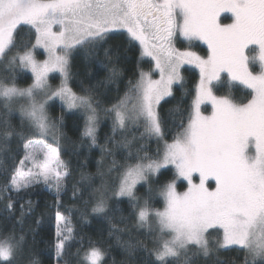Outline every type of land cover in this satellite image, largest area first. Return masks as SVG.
Listing matches in <instances>:
<instances>
[{"label":"snow or ice","instance_id":"obj_1","mask_svg":"<svg viewBox=\"0 0 264 264\" xmlns=\"http://www.w3.org/2000/svg\"><path fill=\"white\" fill-rule=\"evenodd\" d=\"M222 13L230 14L225 17L230 22L222 20ZM25 27L32 32L27 43L20 36ZM118 30L126 33L135 68L123 95L105 104L90 82L74 91L70 81L77 57L85 69L96 65L93 79L107 73L104 82H97L100 87L121 81L119 59L106 47ZM180 37L188 42L184 50L176 47ZM194 41L207 46L203 55L193 50ZM36 49L47 58L38 60ZM0 62L8 70L0 78V153L12 160L11 166L0 160V202L6 201L3 209L19 227L2 233L0 264H41L24 232L33 202L21 203L17 217L12 195L23 199L41 184L54 194L55 240L48 250L56 264H71L73 242L80 245L76 264H108L109 248L91 239L85 247L83 237L76 240L71 210L62 203L72 171L62 158L63 116L48 115L49 102L57 99L83 117L80 147L100 152L95 174L83 171L85 155L80 180L72 185L74 200L83 202L81 219L87 220L89 210L102 217L128 264L140 250L148 253L144 264H222L219 255L234 250L243 251V264H264V0H0ZM255 63L259 72L251 67ZM186 64L199 69L190 102L164 113L161 102L174 98V86L184 87L181 68ZM17 69L31 72L29 87L17 86ZM52 73L60 76L56 87L49 83ZM235 84L249 90L244 99L217 94V85ZM16 98L26 103L15 109ZM206 104L211 105L208 115ZM16 111L19 125L12 122ZM103 120L110 121L111 134L101 141ZM134 129L143 131L137 136ZM170 129L175 131L169 143ZM151 140L163 142L155 156L146 146ZM13 141L21 151L10 155ZM120 149L127 150L131 162L109 159ZM113 170L119 172L115 180ZM163 170L173 175L161 183ZM178 180L186 181V191H177ZM90 190L98 194L85 200ZM160 199L162 209L155 208ZM125 203L127 217L120 207ZM133 228L147 230L151 248L134 238ZM122 232L129 238L123 239Z\"/></svg>","mask_w":264,"mask_h":264},{"label":"trees","instance_id":"obj_2","mask_svg":"<svg viewBox=\"0 0 264 264\" xmlns=\"http://www.w3.org/2000/svg\"><path fill=\"white\" fill-rule=\"evenodd\" d=\"M227 16L221 17L224 22H229L230 19H225ZM116 38L111 40L106 47L111 48L113 50V59H119V68L123 72V76L121 77V81L118 84H106L104 87H100L97 83L98 81L104 82L106 72H102L100 75L96 76L93 79V75L96 73V65L91 63L88 64L87 69H85V62L81 57H77L72 61V72L73 79L70 81V85L73 87L74 91L79 92V85L83 82L84 86L87 87L89 82L92 85L97 86L98 88V98L104 101L105 104L109 102H115L118 95L122 96L124 91L126 90V86L129 79H134L133 72L135 71L134 62H133V53L127 52L126 49L128 45L124 43V37L126 33L124 32H115L112 33ZM22 41L27 43L29 39H32V32L25 27V30L20 33ZM139 46L137 45V48ZM182 49L187 48V45L181 46ZM118 50V51H117ZM193 50L197 53L203 55L204 52L207 51V48L200 43H196L193 45ZM40 53V52H37ZM136 58H139V53L135 54ZM37 58L42 59V54L37 55ZM100 58L103 59V53H100ZM146 60V59H145ZM144 69L147 71L149 68V64H143ZM16 83L20 88H27L33 83L32 76L29 75L26 71L17 72ZM6 73L4 69H0V78L5 76ZM182 75L184 78V87L176 86L174 87V98H168V103L162 102L163 111L167 113L169 109L177 107L182 101L188 100L190 102V97L188 93L195 89L196 84L199 81V74L196 70L192 68H184L182 70ZM50 82L53 86H57L59 84V77L53 76L50 79ZM219 91L217 94L224 95L226 93L233 96L236 100L244 99L248 93V89L233 85L231 88L223 85H217ZM186 106V105H185ZM0 111H3L2 105L0 106ZM207 112V111H206ZM48 115L53 119H59L63 116V128L62 131L65 134L66 140L62 141L63 155L62 158L69 164L70 170L72 171V176L67 182L66 193L62 197V203L65 208L71 210L72 218H71V226L74 228L75 232L78 233L76 240L78 241L81 237L84 238V246L86 247L87 242L91 239L94 242H100L104 245V247L110 249V254L107 257L108 264H113V260L115 264H128V258L126 254L118 247L115 243V238H110L108 235L109 225L107 222L100 216H94L90 213L87 217V220H82L80 216V212L83 210V202L79 200H74L72 194V185L80 180V165L84 163V156H88V164L83 169L88 173L95 174L96 172V161L100 159V152L98 148H93L91 153L87 151V149H82L78 143L80 139V132L83 128V117L81 116L79 110H68L59 102H51L48 107ZM12 122L15 125H19L20 115L14 114L12 117ZM111 124L108 120H103L100 125V129L98 132V136L101 141L105 138L106 135L111 134ZM136 132L137 136H139V132H142L143 129L133 130ZM174 129H170L169 134L166 135L167 141L171 142V132H174ZM146 146L149 149V155L155 156L157 149H162V145L157 144L156 141L151 140L148 141ZM21 151L17 148V144L15 141L10 145V155L15 154L16 152ZM83 153V155L81 154ZM128 156V152L126 149L117 150L114 157L109 159H115L118 163L123 164L126 161V157ZM19 157H17L18 159ZM0 160H6V163L11 166L12 160L10 158H6L4 153H0ZM165 174L161 178V183L170 180L173 175V171H164ZM119 176V172L113 170L111 173V178L113 180L117 179ZM93 188L98 189L100 187L99 177L93 176ZM3 182L2 176H0V183ZM185 185L183 183L177 184V189L182 191L185 189ZM140 191L138 195H143L145 189L141 186H138ZM98 193L94 191H89L84 194V199L87 200L91 196L97 195ZM14 202L16 204L17 209V217L19 215V207L21 203H24L27 200H31L34 206V214L25 217L24 223V232L27 234L28 239V247L33 250L38 258L41 260V264H56L55 258L52 253L48 250V245L50 242L55 240V220L52 212L50 211L52 204L54 203V194L48 191L42 184L36 185L32 190L23 194V199L16 198V194H12ZM3 203L0 202V239L3 238L2 233L5 230H10L13 226H17V231H19L18 225H16V221L11 217L3 209ZM122 209H124L123 215L125 217L128 216V205L127 203L120 205ZM154 207L162 209L163 201L162 199L154 201ZM39 219L40 224L37 225L35 221ZM119 218H117L118 221ZM119 228H124L125 225L122 223H118ZM129 227H132L130 224ZM133 234L135 239L143 240L149 248L152 247V237L148 234L146 229H136L133 228ZM33 232L34 243H33ZM123 239H128V233L122 232L120 233ZM110 242V243H109ZM77 247H80L79 244L73 242V247L71 249V254L69 259L71 264H76L77 256L76 250ZM81 252V256H82ZM51 257V259H50ZM148 259V253L140 250L137 254L132 258L131 264H144V262ZM201 260L204 258L201 257ZM243 251L234 250L228 252H222L219 255V260L222 264H243Z\"/></svg>","mask_w":264,"mask_h":264},{"label":"rangeland","instance_id":"obj_3","mask_svg":"<svg viewBox=\"0 0 264 264\" xmlns=\"http://www.w3.org/2000/svg\"><path fill=\"white\" fill-rule=\"evenodd\" d=\"M223 16H227L228 18H230V14H229V13H222V14H221V17H223ZM229 22H230V21H229ZM116 32H124V31H123V30H118V31H116ZM114 33H115V32H114ZM196 43H200L201 45H203V46H205V47L207 48V46H206L205 44H203V43H201V42H199V41H194V42H193V45L196 44ZM137 45H138V44H137ZM183 45H187V46H188V42H187V41H184L182 37L178 38V41H177V43H176V47L179 48L180 50H184V49H182V47H181V46H183ZM138 46H139V45H138ZM36 52H40V53L42 54V56H43L42 59L37 58L38 60H44V59L47 58L46 53H43V49H36ZM14 54H15V53H13V55H14ZM198 54H199V53H198ZM144 59L147 60L148 58L145 57ZM251 67H252V69H254L256 72H259V70H260V67H259V64H258V63L252 64ZM184 68H192V69L196 70V71L198 72V74H199V69L196 68V67H194L193 65H190V64L183 65L182 68H181V73H182V70H183ZM0 69H4L5 73L7 74L8 70L6 69V67H5V65L3 64V62H0ZM25 71H26L27 73H29V75L32 76V74H31L30 71H27V70H25ZM17 72H19V69H17ZM53 76H58V77H59V84H60V76H59L58 73H52V74H50V76H49V83L51 84L50 79H51ZM155 78H159V77H158V74L155 75ZM59 84H58V85H59ZM51 85H52V84H51ZM58 85H57V86H58ZM235 85L242 86V85H239V84H235ZM52 86H53V85H52ZM176 86H179V85H176ZM176 86H174V87H176ZM53 87H56V86H53ZM242 87H244V86H242ZM167 99H168V98H167ZM55 101L61 103V104L66 108V106H65L60 100L57 99V100H55ZM51 102H54V101H50L49 104H50ZM162 102H163V101H162ZM162 102H161V103H162ZM24 103H26V98H16L15 102L13 103V107H14L15 109H18L19 106H20L21 104H24ZM1 105H3V100H2V99H0V106H1ZM203 107L207 109V112H205L206 115H208V114L211 113V105H210V104H206V105H204ZM66 109H67V108H66ZM14 114H19V112L16 111ZM19 115H20V114H19ZM154 141H155V140H154ZM161 145H162V148H163V142H161ZM163 171H165V170H163ZM197 182H198V181H197ZM178 183H183L186 187H185V189L182 190V191H179L178 189H177V191H178V192L186 191V189H187V183H186V181L178 180V181H177V184H178ZM209 183H210V184H213V186H214V182H213V181H209ZM43 186H44V185H43ZM138 186H140V185H138ZM138 186H137V187H138ZM44 187L47 189L46 186H44ZM47 190H48V189H47ZM48 191H49V190H48ZM51 193H52V192H51ZM241 251H242V250H241ZM243 257H244V256H243Z\"/></svg>","mask_w":264,"mask_h":264}]
</instances>
